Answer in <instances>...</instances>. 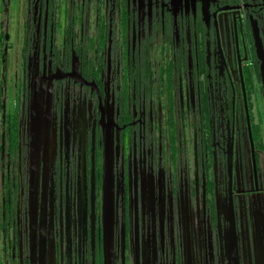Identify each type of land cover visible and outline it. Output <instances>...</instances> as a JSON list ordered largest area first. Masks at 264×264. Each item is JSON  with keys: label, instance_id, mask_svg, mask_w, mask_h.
Instances as JSON below:
<instances>
[{"label": "flooded vegetation", "instance_id": "flooded-vegetation-1", "mask_svg": "<svg viewBox=\"0 0 264 264\" xmlns=\"http://www.w3.org/2000/svg\"><path fill=\"white\" fill-rule=\"evenodd\" d=\"M44 1L46 40L52 0ZM103 2L111 10L107 14L110 25L114 20L121 25L119 40L127 41L123 48L140 64L158 35L161 40L171 38L178 43L183 67L187 54L188 68L193 73L192 90L197 95L196 105L194 100L192 102L196 123L191 148L192 177L188 178L192 188H186L184 181L178 184L173 173L168 175L167 160L171 161L169 166L173 169L179 166L181 152L176 144L180 131H173L175 145L171 143L170 152L163 151L161 145L156 154L154 146L146 145L145 139L153 133L148 129V118L142 107L134 110L127 122L118 120L112 88L111 48L106 55L105 79L101 76L99 81L84 75L81 57L76 51L71 53L69 71H53L45 44L42 54L34 52L29 65L31 97L32 82L36 79L40 89L44 77L46 102L48 78L59 72L70 73L73 53L79 56L81 75L94 83L98 91L71 78L51 82L48 185L45 203L42 146L36 235L32 231L30 195L31 98L27 117L18 126L17 131L23 134L29 149L28 230L33 264H40V243L43 245L42 263L50 264L51 259L52 264H61L57 255L56 226L61 224L59 218L72 215L75 207L84 224L79 233L71 232V240L77 235L81 253L89 229V246L93 242L96 248L97 239L101 240V254L106 264L103 198L109 127L113 134V264H264V162L261 155V150L264 152V0H67L71 16L75 8L86 10L88 5L97 8ZM138 68L141 66H134L135 72ZM61 82H69L81 95L86 91L94 96L98 116L95 124L91 103L76 110L63 101L58 112L56 85ZM255 88L261 97L263 118L255 111ZM202 120L208 124L204 131L201 130ZM97 123L103 136L102 179L96 152ZM126 130L138 136V146L134 147L127 172L120 165L118 150V134ZM75 137L78 161L72 158ZM76 164L78 170L74 173ZM207 167L212 171L210 176ZM127 188L129 227L123 216ZM88 214L89 219H86Z\"/></svg>", "mask_w": 264, "mask_h": 264}, {"label": "rangeland", "instance_id": "rangeland-1", "mask_svg": "<svg viewBox=\"0 0 264 264\" xmlns=\"http://www.w3.org/2000/svg\"><path fill=\"white\" fill-rule=\"evenodd\" d=\"M45 6L44 0H0V264H33L28 230L29 149L27 140L17 130L25 121L29 110V65L34 52L42 54L45 44L53 71H69L71 53L76 51L80 54L84 75L99 81L101 76L105 79L106 55L111 48L114 58L112 88L118 106V120L127 122L133 111L142 107L148 118V129L153 133L145 139L146 145L154 146L156 154L161 145L163 151L170 152L171 143L175 145L173 131H180L179 142L176 144L181 152L179 166L173 169L169 166L171 161L167 160L168 175L172 176L173 173L178 184L184 181L186 188H192L191 181L188 180L192 177V135L196 129L192 102L197 95L192 90L193 73L188 68L187 54L184 55L183 67L179 60L182 54L178 43L171 38L161 40L158 35L151 42L150 50L140 64L137 58L128 55L127 49L123 48L127 41L119 40L121 25L117 20L110 25L107 14L111 10H108L104 2L98 4L97 8H92L91 5L86 10L75 8L74 15L71 16L67 0H52L48 12V36L45 40ZM37 7L40 8L38 11ZM134 66L141 68L135 72ZM56 89L58 112L63 101L70 103L72 109L76 110L91 103L93 124L97 122L94 96L86 91L81 95L69 82L58 83ZM253 100L256 114L263 118L257 88L253 91ZM194 104L196 105L195 100ZM95 126L96 152L102 179L103 136L98 123ZM207 128V122L202 120L201 130ZM73 141L75 147L72 158L78 161L77 137ZM118 141L120 165L127 172L134 156V147L138 146V136H134L132 130H126L118 134ZM261 155L264 162L262 150ZM77 170L76 164L73 172ZM206 172L208 176L211 175L210 167H207ZM129 203L127 188L126 213L123 215L126 217L127 227L130 219ZM76 212L75 207L72 215H64L63 219L60 217L61 224L56 226V239L59 240L57 255L61 264H105L101 254V240L97 239L96 248L93 242L89 246V229L86 232L85 248L81 253L76 241L77 235L71 240V232L79 233L80 226L84 224V220L80 221ZM86 219H89V214Z\"/></svg>", "mask_w": 264, "mask_h": 264}, {"label": "water", "instance_id": "water-1", "mask_svg": "<svg viewBox=\"0 0 264 264\" xmlns=\"http://www.w3.org/2000/svg\"><path fill=\"white\" fill-rule=\"evenodd\" d=\"M259 47V42H257ZM37 67V65H36ZM80 59L77 53H73L72 59V70L70 73L63 74L59 72L49 77L48 85V98L45 102L44 96V77L41 88L38 87L36 79L32 82V97L30 102V131H31V154H30V195H31V207L33 214L32 231L36 235V208L38 200V184H39V165H40V151L41 147L44 146L43 150V200L46 203V192L48 185V161H47V150H48V138H49V126H50V91L51 82L53 80L71 78L76 82H79L82 86L88 85L94 90L97 89L94 83H89L83 78L80 71ZM99 93V92H98ZM100 98L101 95L99 94ZM103 125V122H101ZM110 129V127H109ZM106 131V144H105V155H106V169L104 177V198H103V239H104V253L106 264H113V235H114V173H113V134L110 130ZM44 144V145H43ZM42 236V234H41ZM43 245L40 243V264H43ZM50 264L52 260L50 259Z\"/></svg>", "mask_w": 264, "mask_h": 264}, {"label": "crops", "instance_id": "crops-1", "mask_svg": "<svg viewBox=\"0 0 264 264\" xmlns=\"http://www.w3.org/2000/svg\"><path fill=\"white\" fill-rule=\"evenodd\" d=\"M5 107V106H4ZM4 115H5V111H4Z\"/></svg>", "mask_w": 264, "mask_h": 264}]
</instances>
